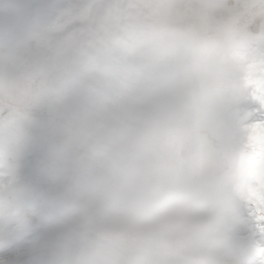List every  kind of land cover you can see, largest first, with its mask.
<instances>
[{"label": "clouds", "instance_id": "1", "mask_svg": "<svg viewBox=\"0 0 264 264\" xmlns=\"http://www.w3.org/2000/svg\"><path fill=\"white\" fill-rule=\"evenodd\" d=\"M264 0H0V264H264Z\"/></svg>", "mask_w": 264, "mask_h": 264}, {"label": "snow or ice", "instance_id": "2", "mask_svg": "<svg viewBox=\"0 0 264 264\" xmlns=\"http://www.w3.org/2000/svg\"><path fill=\"white\" fill-rule=\"evenodd\" d=\"M248 199L250 205L254 207V211L264 217V179L250 188Z\"/></svg>", "mask_w": 264, "mask_h": 264}]
</instances>
